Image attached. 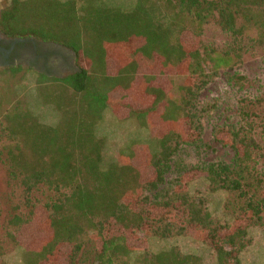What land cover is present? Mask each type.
<instances>
[{
    "label": "trees",
    "instance_id": "obj_1",
    "mask_svg": "<svg viewBox=\"0 0 264 264\" xmlns=\"http://www.w3.org/2000/svg\"><path fill=\"white\" fill-rule=\"evenodd\" d=\"M209 27L232 42L208 44ZM0 33L59 43L74 51L78 66L60 78L0 68V80L32 71L35 98L51 114L44 122L15 99L3 115L8 134L17 138L8 153L17 211L8 237L22 246L24 264H57L65 246L69 264L87 247L93 264H128L139 231L186 236L203 245L214 264H241L249 226L264 228V176L255 156H264V145L249 133L264 135V92L240 99L237 127L215 129V140L232 150L228 161L184 168L161 191L174 157L201 140L197 92L217 71L239 64L248 48L264 47V0H131L127 6L6 0ZM175 73L180 80L170 77ZM106 111L134 121L147 136L103 164L96 126ZM219 192L225 194L222 218L210 210ZM31 227V239L22 243L21 232ZM203 258L171 245L134 261L204 264Z\"/></svg>",
    "mask_w": 264,
    "mask_h": 264
},
{
    "label": "rangeland",
    "instance_id": "obj_2",
    "mask_svg": "<svg viewBox=\"0 0 264 264\" xmlns=\"http://www.w3.org/2000/svg\"><path fill=\"white\" fill-rule=\"evenodd\" d=\"M129 1L131 0H108L120 6H127ZM204 39L208 44L219 48L232 42L231 35L213 27L206 30ZM177 75L178 73H175L170 77L174 76L178 81L181 77ZM34 78L32 71L21 69L14 76L0 80V264H24L22 246L8 237V233L15 231L9 224V219L17 213L12 209L10 202V187L15 180L9 176L8 153L14 150L17 138L8 134L3 115L13 107L14 100L18 99L23 107L32 108L40 120L49 121L51 114L35 98ZM209 78L208 83L197 92V108L194 111L195 118L201 125V140L195 145L183 147L174 157L172 167L167 172V184L161 193L168 188L180 170L192 166L206 167L221 160L228 161L232 157V150L215 140L214 131L219 126L237 127L240 99L253 98L264 92V47L248 48L239 64L231 69L219 70ZM96 132L104 140L103 164L116 157L118 151L125 149L131 141L144 140L147 136V131L134 121H119L109 111L98 121ZM249 133L264 145V135L259 129ZM255 156L256 166L264 176V156L257 153ZM199 186L203 187L196 185ZM224 198V193H215L210 204V210L220 218L223 217L221 206ZM33 227L21 232L19 239L22 243L31 239L30 236L35 231ZM137 237L136 241H131L132 250L127 258L128 264H136L135 258L145 252H156L171 245L178 246L184 252L201 254L204 264H214L210 252L189 237L156 238L149 237L144 231H139ZM248 239V245L239 254L241 264H264V228L249 226ZM68 252V246L61 249L57 264H69ZM77 261V264H93L92 251L87 247L83 257Z\"/></svg>",
    "mask_w": 264,
    "mask_h": 264
},
{
    "label": "flooded vegetation",
    "instance_id": "obj_3",
    "mask_svg": "<svg viewBox=\"0 0 264 264\" xmlns=\"http://www.w3.org/2000/svg\"><path fill=\"white\" fill-rule=\"evenodd\" d=\"M6 0H0V11ZM20 66L48 77H65L78 70L74 51L59 43L0 33V68Z\"/></svg>",
    "mask_w": 264,
    "mask_h": 264
}]
</instances>
